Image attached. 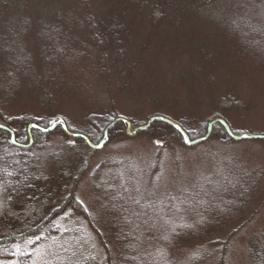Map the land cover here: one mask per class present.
Listing matches in <instances>:
<instances>
[{
  "label": "rangeland",
  "instance_id": "374dc122",
  "mask_svg": "<svg viewBox=\"0 0 264 264\" xmlns=\"http://www.w3.org/2000/svg\"><path fill=\"white\" fill-rule=\"evenodd\" d=\"M89 2L96 23L109 19L114 1ZM75 6L77 0H0V126L22 116L46 123L49 129L41 130L51 132L47 147L64 159L63 165L75 167L64 177L69 189L82 171L75 195L95 223L68 206L54 221L55 235L31 241L33 264H72L88 254L104 262L97 232L107 244H139L117 241L123 232L136 230L142 244L153 239L162 244L182 223L210 219L191 210L217 205L230 190L226 198L245 196L246 210L225 216V227L212 234L193 241L186 235L177 243L174 263L193 264L201 254L195 264H252L250 244H264V139L210 137L187 146L154 122L137 130L164 116L195 134L218 118L235 136H264V0L186 6L162 23L147 13L129 17L121 56L107 42L94 44L88 20L81 8L73 11ZM49 8L65 18L51 19ZM48 47L56 67L49 71L42 61L44 50L48 63ZM230 97L240 106L215 108L214 102ZM111 115L126 120V128L94 144H104L101 149L76 145V138L63 134L101 126ZM26 128L33 133L36 126ZM38 154L41 168L56 175L60 166L46 159L47 153ZM222 244V259L202 258L214 249L221 254Z\"/></svg>",
  "mask_w": 264,
  "mask_h": 264
},
{
  "label": "trees",
  "instance_id": "16d2710c",
  "mask_svg": "<svg viewBox=\"0 0 264 264\" xmlns=\"http://www.w3.org/2000/svg\"><path fill=\"white\" fill-rule=\"evenodd\" d=\"M70 1V0H67ZM75 1V0H72ZM79 6H75L73 11L77 8H81L84 14V19L88 20L87 28L92 36L94 44L102 45L103 42L109 43L108 46L116 48L120 56L124 54V43L128 41L126 23L128 18L142 17L145 13L149 14L151 19L162 21L164 19H170L174 17V13H181L182 8L188 7H208L215 3L229 0H112L115 3L112 5L109 19L96 23L94 15L90 7V0H77ZM48 16L56 21H61V18H65L64 15L55 10L51 12L48 9ZM126 19V20H125ZM59 23V22H58ZM160 23H162L160 21ZM159 23V24H160ZM156 24V23H155ZM105 47V46H104ZM101 50L104 48H100ZM42 61L46 65V69L56 67L52 65L50 55L52 50L47 48L48 63H46L44 50H42ZM235 54L229 57L234 59ZM237 57H239V52ZM214 90V89H213ZM234 97L219 99L215 103L216 109H223L228 107H239L240 104ZM213 99V97H212ZM165 118L164 116H162ZM217 117V116H216ZM118 117L111 115L106 117L103 125L96 124L93 119V124L96 127L88 128L87 130L76 131L68 129L71 134L82 135L88 138L93 144H97L105 137V133L108 130L109 134H121L125 131V124L123 122L115 123ZM170 120L169 118H166ZM218 118L212 119L203 124V127L198 133H192L186 125L182 122L171 120L180 126L181 130L190 138L191 141L198 140L205 137L208 134L210 124L214 123ZM35 125L37 128L32 129L33 133H28L27 125ZM156 128L162 129L163 133H173L177 139L184 143L183 134L175 127L163 122L162 120H155L154 124ZM4 127L0 129V183L3 184L0 187V195L3 198L5 204H0V264L5 261H15L17 264H31L32 262V247L33 242H42L47 238H51L57 233V230H53L54 221L65 209L70 206L71 212L78 216L85 217L90 225L94 226V218L87 211L82 202L76 197V189L74 187L77 181H80L82 171L75 175L72 186L68 188L67 177L71 174L72 169L75 170L73 164L63 165L61 163V156L49 149L48 140L51 132H44L42 130L49 129L46 123H40L37 120H30L29 118L22 116L15 120L4 121L2 124ZM42 129V130H41ZM97 129V130H96ZM159 129V131H160ZM48 131V130H47ZM65 137L71 134L64 133ZM16 137V143H13L12 137ZM249 136V135H248ZM49 137V138H48ZM75 144L87 146V142L82 137H75ZM210 137H217L219 140L221 137H226L228 140L233 139L226 130V127L221 123H214L212 133ZM47 139V140H46ZM33 142L31 146L24 147L26 143ZM236 141V140H235ZM19 144V145H18ZM185 144V143H184ZM74 145V144H73ZM186 145V144H185ZM66 147L76 149L70 144ZM47 153L46 159L54 161L56 166H60L56 175H51L47 171H44L42 166V159L36 157L38 153ZM59 155V159H57ZM16 157V161H13ZM14 157V158H13ZM43 158V157H42ZM54 158V160H52ZM47 161V163H50ZM76 166V165H75ZM7 171V175L3 173ZM11 179L12 183H9L7 179ZM75 189V190H74ZM66 190V191H65ZM62 191L64 193H62ZM66 192H70L68 196ZM224 198H220V202L217 205L200 204L194 208L191 212L193 214L200 213L202 216L211 217L206 220L205 218L193 223V225H184L182 223L174 229V232L168 233L162 244H156V240H146L147 244H142L139 237V230L132 233L123 232L122 238L118 239V242L126 243L129 241H136L139 244H107L106 240L100 234L99 239L105 248L107 257L102 262L99 259L91 255L81 256L77 261L72 264H175L177 261L174 258V250L179 246L177 243H182L183 238L187 235L189 241L194 239H200L202 235L206 236L212 234L213 230H221L225 227L226 217L231 218L237 215L241 208H245L244 198L245 196H238L234 199L228 200L226 197L232 195V190L224 191ZM234 194V193H233ZM230 195V196H229ZM235 196V195H234ZM225 199V200H224ZM59 201V202H58ZM57 207H56V204ZM243 205V206H242ZM244 211V210H242ZM193 217L192 215H190ZM226 216V217H225ZM187 219L189 215L186 216ZM185 226V227H184ZM159 230V229H158ZM157 230V231H158ZM235 232H231L234 234ZM29 242L28 244H26ZM180 243V245H181ZM111 245L115 247L112 251ZM207 245V244H205ZM181 247V246H179ZM206 249H209L206 248ZM224 244L221 247V254L218 250L214 249L207 254L203 253V259L212 255H219L222 259L225 255ZM249 254L252 264H264V244H250ZM201 255V254H200ZM199 255V256H200ZM194 259L193 264L200 261L201 256ZM224 261V260H223ZM33 264V262H32Z\"/></svg>",
  "mask_w": 264,
  "mask_h": 264
},
{
  "label": "water",
  "instance_id": "95a60500",
  "mask_svg": "<svg viewBox=\"0 0 264 264\" xmlns=\"http://www.w3.org/2000/svg\"><path fill=\"white\" fill-rule=\"evenodd\" d=\"M156 119H159V120H162L163 122H165V123H167V124H169V125H172V126H174V127H176L181 133H182V131H181V129L178 127V126H176L173 122H171L170 120H167V119H164V118H161V117H156V118H152L149 122H148V124L146 125V126H144V127H142V128H140V129H138L137 131H139V130H146ZM124 120H122V119H118L115 123H119V122H123ZM221 123L223 126H225L226 127V130H227V132L229 133V135L232 137V138H235V139H243V138H246V136H242V137H237V136H235L233 133H231V131H230V129L227 127V125H226V123L224 122V121H222V120H217V121H215L214 123ZM214 123H212L211 125H210V127H209V131H208V134L204 137V138H201V139H198V140H195V141H191L190 140V138L187 136V135H184V139H185V143L187 144V145H189V146H193V145H196V144H198V143H200V142H203V141H205L206 139H208L210 136H211V133H212V128H213V125H214ZM61 124V126L62 127H64V129H65V123L64 122H61L60 123ZM54 127H56V125L54 126ZM4 127H2V126H0V129H3ZM130 128H131V126L129 125L128 126V134L130 135ZM53 129V128H52ZM66 130V129H65ZM67 131V130H66ZM107 133L108 132H106V135H107ZM134 135V134H133ZM76 136H78V137H80L79 135H76ZM253 138H264V136L262 137H259V136H252ZM87 140V142L90 144V146L93 148V149H100V148H102L103 147V145L104 144H101V145H99V146H95V145H93V144H91L90 143V141L88 140V139H86ZM13 142L15 143V136H13ZM157 144H159V143H161V142H156Z\"/></svg>",
  "mask_w": 264,
  "mask_h": 264
},
{
  "label": "snow or ice",
  "instance_id": "6c2138e0",
  "mask_svg": "<svg viewBox=\"0 0 264 264\" xmlns=\"http://www.w3.org/2000/svg\"><path fill=\"white\" fill-rule=\"evenodd\" d=\"M133 202H134V203H139V200H134Z\"/></svg>",
  "mask_w": 264,
  "mask_h": 264
}]
</instances>
